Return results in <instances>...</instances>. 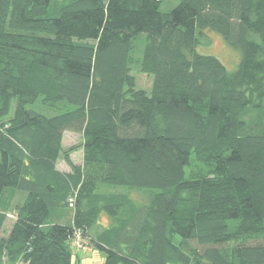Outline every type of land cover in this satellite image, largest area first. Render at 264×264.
<instances>
[{"label": "trees", "instance_id": "16d2710c", "mask_svg": "<svg viewBox=\"0 0 264 264\" xmlns=\"http://www.w3.org/2000/svg\"><path fill=\"white\" fill-rule=\"evenodd\" d=\"M174 1L0 0V264H264V0Z\"/></svg>", "mask_w": 264, "mask_h": 264}, {"label": "rangeland", "instance_id": "374dc122", "mask_svg": "<svg viewBox=\"0 0 264 264\" xmlns=\"http://www.w3.org/2000/svg\"><path fill=\"white\" fill-rule=\"evenodd\" d=\"M161 11L167 13L172 10L177 2L174 0H162ZM206 39L202 41V44L196 49L198 54L205 56H212L219 60V62L225 67L228 72H233L239 62V54L230 49L223 40L216 34L205 32ZM133 76L136 79L137 88L149 92L151 89L152 80L150 77L133 73ZM81 138L79 135L72 133H65L63 136V149H68L72 146L79 145ZM70 161L72 164L79 165L82 161V150L78 149L70 155ZM58 169L68 171L70 168L62 159L58 163ZM193 171L194 167H192ZM190 170H186L188 173ZM14 220L10 214L6 215V221L4 223L3 229L0 233V239L5 238ZM100 225L102 227L107 226L108 221L105 217L100 219ZM76 244L74 245V243ZM82 246V247H81ZM191 246V244H190ZM71 251L73 255L74 264H103L105 255L104 253L93 249L88 242L85 240H80L79 237H74L73 242L71 243Z\"/></svg>", "mask_w": 264, "mask_h": 264}, {"label": "crops", "instance_id": "0c3cea01", "mask_svg": "<svg viewBox=\"0 0 264 264\" xmlns=\"http://www.w3.org/2000/svg\"><path fill=\"white\" fill-rule=\"evenodd\" d=\"M64 136V135H63ZM62 144H63V139H62ZM59 163V162H58ZM58 163H57V170L59 171V172H61V173H65V174H68L69 172H70V169L68 170V171H64V170H59L58 169ZM81 163H82V161H81ZM81 163L79 164V165H81ZM73 165H75V164H73ZM79 165H75V166H79Z\"/></svg>", "mask_w": 264, "mask_h": 264}, {"label": "built area", "instance_id": "2783aa9c", "mask_svg": "<svg viewBox=\"0 0 264 264\" xmlns=\"http://www.w3.org/2000/svg\"><path fill=\"white\" fill-rule=\"evenodd\" d=\"M76 237H79V239L82 240V239H81V236H80L79 234H78ZM75 244H76V242L74 243V245H75ZM81 247H82V246H81Z\"/></svg>", "mask_w": 264, "mask_h": 264}]
</instances>
